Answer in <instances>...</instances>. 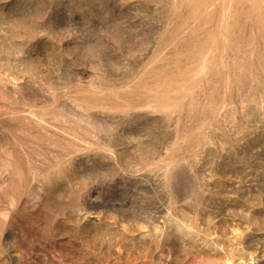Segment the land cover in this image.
Segmentation results:
<instances>
[{
  "label": "rangeland",
  "instance_id": "374dc122",
  "mask_svg": "<svg viewBox=\"0 0 264 264\" xmlns=\"http://www.w3.org/2000/svg\"><path fill=\"white\" fill-rule=\"evenodd\" d=\"M0 264H264V0H0Z\"/></svg>",
  "mask_w": 264,
  "mask_h": 264
}]
</instances>
